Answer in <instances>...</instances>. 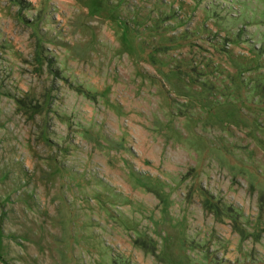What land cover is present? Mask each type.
<instances>
[{
  "label": "rangeland",
  "instance_id": "rangeland-1",
  "mask_svg": "<svg viewBox=\"0 0 264 264\" xmlns=\"http://www.w3.org/2000/svg\"><path fill=\"white\" fill-rule=\"evenodd\" d=\"M0 264H264V0H0Z\"/></svg>",
  "mask_w": 264,
  "mask_h": 264
}]
</instances>
